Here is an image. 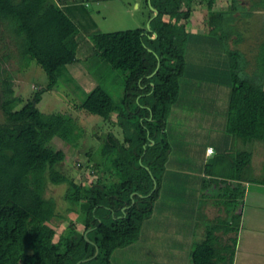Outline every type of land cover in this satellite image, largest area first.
<instances>
[{"label":"trees","instance_id":"1","mask_svg":"<svg viewBox=\"0 0 264 264\" xmlns=\"http://www.w3.org/2000/svg\"><path fill=\"white\" fill-rule=\"evenodd\" d=\"M65 1L0 0V21L13 36L19 55L34 60L47 77L46 85L18 107L20 98L12 94L9 74L2 83L0 264H112L111 253L136 240L167 166L170 145L164 129L171 105L180 95V78L211 65L205 63L208 59L203 51L208 44L221 54H210L214 62L210 67L223 72L230 89L226 131L243 142L264 144V34L259 49L248 59L233 47L241 41L238 27L250 24L252 18H247L254 16V10L264 11V0H248L247 8V0H228L217 9L211 0H200L206 10L198 33L186 29L191 0H148L151 13H156L146 27L89 37L93 55L123 75V92L113 100L97 83L72 104L108 122L115 118L121 135L110 129L96 135L100 140L97 154L87 153L94 177L83 188L60 171L64 152L50 144L58 137L74 148L79 146L73 117L44 113L36 106L41 92L52 89L58 77L68 74L66 66L77 60L79 29L65 11L69 7ZM261 25L263 32L264 17ZM199 79L196 82L201 87L204 80ZM250 156L249 150L242 149L218 152L208 160L218 167L213 176H219L220 182H235L233 193L225 181L227 197L222 193V200H235V193L241 197L238 187L242 182L264 183V168L260 175L251 176ZM61 186L65 210L77 214L81 228L70 221L54 240L53 224L65 215L57 213L56 198L47 191ZM234 217L236 224L238 215Z\"/></svg>","mask_w":264,"mask_h":264},{"label":"rangeland","instance_id":"2","mask_svg":"<svg viewBox=\"0 0 264 264\" xmlns=\"http://www.w3.org/2000/svg\"><path fill=\"white\" fill-rule=\"evenodd\" d=\"M191 1V13L186 19L187 30L201 24L200 20L204 17L206 10L204 1ZM211 2L212 7L217 9L225 7L228 0H211ZM65 3L69 6L65 8V11L79 29L76 36L78 40V49L76 52L77 60L66 66L69 72L67 71L68 74L66 72L64 73L66 76L70 75L71 77L69 76L66 78L64 74L58 77L52 89L43 90L41 92L40 99L36 103V106L44 113H64L73 117L76 124L75 131L79 138V146L74 148L58 137H53L50 144L53 148L61 149L64 152V159L59 165L60 171L73 178L83 188L87 189L90 181L94 177L92 175L93 161L88 160L87 153L93 154L92 156L97 154L100 140L97 139L96 135L99 134L102 136L106 130L110 129L111 132L117 134L119 138H121L119 133L120 129L114 125L116 124V120L113 115H111V117L112 119L114 118L113 120L115 121L111 120L112 125L111 121L108 122L107 120H103V118L97 114L76 109L72 104L79 102L84 97L85 93L97 83L101 84L106 89L113 100H118L123 92V75L116 69H110L104 62L98 60V58L93 55L89 37L91 34L97 32L146 27L149 19L154 15V12L151 13L152 10L148 0H66ZM244 3L246 8L249 7L250 3H248V0ZM69 11H71L72 15H70ZM263 17L264 15H259V18L255 14L254 17L251 15L250 18H247V20L252 18L247 27H238L241 41L237 44L234 43L233 47L245 52L247 59L249 58L248 56L253 54V51L256 52L257 48L259 49L258 43H260L264 34V29L263 32L262 28L260 30ZM247 23L248 21L246 24ZM211 35L212 33L206 36L210 37ZM225 42L227 41L225 40ZM205 50H207V54L213 52L211 48H206ZM7 74L10 75L12 94L20 98L15 104V107L20 106L27 98H30L34 91L43 88L47 82L45 72L34 60L26 61L19 55L13 36L5 28L4 22L0 21V101L2 99V83ZM192 82L193 79L189 78L187 75L180 78V95L171 105L170 116L167 118L164 129L166 139L170 145L169 152H175L177 144L174 145V140H176L177 133L183 134L182 140L184 142L197 143L198 140L204 142L209 132L215 130L213 125L210 124L211 121L208 122V115L209 113L211 114V110L206 106V99L211 98L212 100L216 97L211 96V94L205 91L207 87L213 85H215V87L218 85L223 88L224 82H218V80L212 81V84L209 83V81L202 82L204 83L203 87L206 89L199 87L198 90L202 88L204 92L196 90L193 86L191 87L190 83ZM188 95H190L192 99H188ZM1 117L2 114L0 110V118ZM196 139L198 140L196 141ZM245 144H247V146L240 147L246 150L251 149L250 146L254 148L253 141ZM262 153L263 152H261V154ZM261 154H259L256 149L252 154L251 162L254 156L257 155L258 157L256 160L254 158L255 163L259 165L262 164L264 168V157ZM167 158L168 157H166V160L168 161ZM164 175L165 173L161 176L156 198L157 202H163V200L165 201L169 198V195L164 193L162 189V187L167 184V180H164ZM62 189V186L58 188L52 187L47 191L48 195L56 198L57 213H63V215H65L62 220L56 221V224H53L55 230L53 236L54 240L70 221H74L77 229L81 228V224L76 221L77 214L65 210L67 204L61 197ZM262 191H264V189H262ZM262 191H258L256 196L254 194L250 195V192L248 200L254 198L264 199V192ZM143 223H141L139 227L136 239H140L141 237ZM112 253L110 258L114 256Z\"/></svg>","mask_w":264,"mask_h":264},{"label":"crops","instance_id":"3","mask_svg":"<svg viewBox=\"0 0 264 264\" xmlns=\"http://www.w3.org/2000/svg\"><path fill=\"white\" fill-rule=\"evenodd\" d=\"M253 14L259 17L264 15V11L257 9ZM190 30L198 33L202 29L198 25ZM193 45L200 50V45L195 42ZM206 48L212 46L208 44ZM205 49L206 63L213 65L210 54H219L214 51L207 54ZM194 60L198 62V59ZM211 65L202 67V71H194L189 78L193 79L190 86L196 90L200 85L196 82L199 77L211 84L214 80L224 82L223 88L213 85L205 91L216 97L206 99V106L211 110L208 122L211 121L215 130L209 132L204 142L196 139L197 143L184 142L183 135L177 133L175 152L168 153L164 170L167 184L162 189L169 198L163 202H157V199L153 202L151 213L142 222L140 239L114 250V256L110 258L112 264H264V199L248 200L250 195L256 196L258 191L264 189V183L242 182L238 187L242 196L235 193L234 197L237 198L227 202L220 195H225L228 186L233 187L234 193L235 182L228 179L220 182L219 176H213L218 167L208 161L218 152L239 151L244 149L240 146L249 143L225 129L230 89L223 72L217 67L211 68ZM262 86L264 89V77ZM202 88L198 91L204 92L206 88ZM253 145L254 148L250 146L251 149H248L250 157L256 149L259 154L263 152L261 155L264 157V144L253 141ZM207 146L212 148L209 153L205 151ZM257 157L254 156L255 160ZM254 158L252 162L250 160L249 172L251 176H258L263 165L256 164ZM234 215H238L236 224L233 222Z\"/></svg>","mask_w":264,"mask_h":264},{"label":"built area","instance_id":"4","mask_svg":"<svg viewBox=\"0 0 264 264\" xmlns=\"http://www.w3.org/2000/svg\"><path fill=\"white\" fill-rule=\"evenodd\" d=\"M205 151L208 152V153L211 152V151H212L211 146H207V147L205 148Z\"/></svg>","mask_w":264,"mask_h":264},{"label":"water","instance_id":"5","mask_svg":"<svg viewBox=\"0 0 264 264\" xmlns=\"http://www.w3.org/2000/svg\"><path fill=\"white\" fill-rule=\"evenodd\" d=\"M156 13V11L154 10V14ZM97 252V249L95 248V253Z\"/></svg>","mask_w":264,"mask_h":264}]
</instances>
